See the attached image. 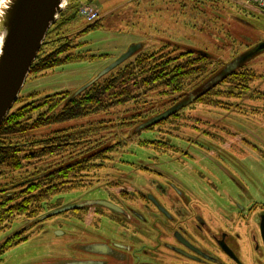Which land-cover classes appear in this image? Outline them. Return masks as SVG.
Returning <instances> with one entry per match:
<instances>
[{
    "label": "rangeland",
    "instance_id": "obj_1",
    "mask_svg": "<svg viewBox=\"0 0 264 264\" xmlns=\"http://www.w3.org/2000/svg\"><path fill=\"white\" fill-rule=\"evenodd\" d=\"M82 1L70 0L62 12L68 11L71 2L78 3V11ZM91 1L89 4L99 13V26L80 33L89 23L77 13V18L58 27L61 12L48 30L47 47L41 53L73 39L72 45L77 44V47L71 51L83 58L57 66L43 75L27 77L13 110L31 97L41 98L59 91L76 93L133 44H140L147 52L162 49L178 53L193 49L207 53L210 56L207 75L186 88L184 92L188 95L183 101L178 95H162V90L158 89L107 111L27 134L43 138L53 130L63 129L67 135L83 136L69 153L42 160L36 165L40 166L38 172L100 149L115 148L106 154L104 162H92L101 165L86 170L83 185L79 182L73 189L46 201L38 217L28 219L19 215L7 223L0 231V242L21 229H25L28 238L0 255V264H43L76 257L83 243L96 237L126 241L125 229L104 214L100 216L101 212L95 213L94 206L87 207L89 212L75 209L52 217L47 215L67 206L109 202V199L139 208L140 201L134 203L127 197L122 198L119 190L134 188L157 195L161 186L170 191L165 174L187 184L189 190L183 189L190 199L199 207H212L214 219L229 214V206L234 202L244 207L250 201L256 202L257 211L264 204V51L242 64L243 70L257 75L249 90L242 91L244 95L223 97L221 103L214 105L207 98L201 102L191 98L203 94L210 88L202 90L209 80L264 40V13L237 0ZM128 63L105 78L116 75ZM218 89L227 94L232 90L230 85H220ZM172 109H177L176 116H168L152 128H141L152 118ZM21 178V174L3 169L0 189L11 187ZM112 183L121 187L110 188ZM78 219L92 220L85 223ZM254 220L246 219L241 225L235 223L234 234L239 236L235 252L240 264H264V250ZM224 264L235 263L224 260Z\"/></svg>",
    "mask_w": 264,
    "mask_h": 264
},
{
    "label": "trees",
    "instance_id": "obj_2",
    "mask_svg": "<svg viewBox=\"0 0 264 264\" xmlns=\"http://www.w3.org/2000/svg\"><path fill=\"white\" fill-rule=\"evenodd\" d=\"M83 1L92 3L91 0ZM77 4L69 3L68 11L62 12L61 18L58 19V27L77 18ZM246 6L264 13L253 5ZM99 24V19L95 20L80 33L98 27ZM71 40L73 39L51 47L50 51L41 55L47 47V41L44 40L28 77L43 75L57 66L83 58L71 51L77 47V44L72 45L74 41ZM131 58L133 59L130 61ZM209 59L207 53L193 49H185L178 53L175 50L162 49L147 52L141 46L120 64L129 61L116 75L105 78L120 65L97 80L92 79L80 92L70 94L68 91H59L41 98L31 97L19 108L14 110L12 108L0 125V177L3 169H7L12 173L21 174L22 178L11 187L0 189V231L4 230L8 226L7 223L16 216L22 215L28 219L38 217L45 202L52 196L73 189L79 182L83 185L86 182L83 179L86 170L101 165L92 162H104L106 154L115 148L110 146L104 150L100 149L88 156L38 172L40 166H36L37 164L48 157L59 158L65 152L69 153L70 149L79 143L78 140L82 139V135H67L63 129L53 130L50 135L43 138H34L27 134L107 111L136 101L158 89L162 90V95H178L182 97L180 101H183V97L188 95V92H184L186 88L207 75ZM242 67L243 65H240L231 70L218 84L194 97V102H201L207 98L208 102L214 105L221 103L220 98H239L240 94L244 95L242 91L249 90L251 82L257 75L243 70ZM220 85H230L231 92L227 94L218 89ZM195 89H191L189 93ZM176 115L177 110L169 117ZM163 120L165 119L144 128L157 126ZM21 236L23 237L20 238ZM27 238L25 230L8 236L0 242V255Z\"/></svg>",
    "mask_w": 264,
    "mask_h": 264
},
{
    "label": "flooded vegetation",
    "instance_id": "obj_3",
    "mask_svg": "<svg viewBox=\"0 0 264 264\" xmlns=\"http://www.w3.org/2000/svg\"><path fill=\"white\" fill-rule=\"evenodd\" d=\"M165 179L172 189L168 191L160 186L157 195L134 188L119 190L122 198L127 197V200L134 203L140 201L142 204L138 206L139 208L111 199L107 202L118 209L86 204L79 208L86 212L87 207H96L93 210L95 213L101 212L100 216L104 214L125 229L126 241L96 237L95 240L83 243L79 256L57 261L90 264H224L226 260L240 264L235 252V248L239 247V241H236V237L239 236L235 237L234 229L236 222L241 225L246 219H255L256 230L264 250L260 229L261 222H264V204H261L257 211L256 202L250 201L247 207L234 202L229 206V214L214 219L212 207L207 205L199 207L196 201L190 199L184 191L189 190L187 184L184 185L181 180L170 174H165ZM117 187L121 186L117 183L110 186L113 189ZM168 192H171L170 197L167 196ZM104 209L106 213L103 212ZM255 211L257 212L254 213ZM235 212H239L240 215ZM250 212L254 215L248 216ZM47 217L52 216L48 214ZM78 220L88 223L92 219ZM23 230L25 229L15 231L13 234Z\"/></svg>",
    "mask_w": 264,
    "mask_h": 264
},
{
    "label": "water",
    "instance_id": "obj_4",
    "mask_svg": "<svg viewBox=\"0 0 264 264\" xmlns=\"http://www.w3.org/2000/svg\"><path fill=\"white\" fill-rule=\"evenodd\" d=\"M63 2L64 0H12L6 15L0 16V125L17 101L20 91L30 73V68L44 43L48 30L56 22L62 10ZM0 7H2V5H0ZM140 47V44L129 46L125 53L99 73L92 81L97 80L102 75L120 65ZM262 51H264V40L229 63L223 71L215 75L212 80H209L202 90L205 91L209 87L214 86L231 70L242 65ZM87 86L88 84L84 85L77 92H80ZM195 96L196 94L191 98ZM176 110L177 109H172L152 118L150 121L141 125V128L170 116ZM85 204L103 205L112 209H118L108 202L91 201L58 209L50 215L79 209L86 206ZM260 229L264 244L263 221L261 222ZM97 247L99 246H96V248ZM50 263L90 264L68 260H51L47 262V264Z\"/></svg>",
    "mask_w": 264,
    "mask_h": 264
},
{
    "label": "built area",
    "instance_id": "obj_5",
    "mask_svg": "<svg viewBox=\"0 0 264 264\" xmlns=\"http://www.w3.org/2000/svg\"><path fill=\"white\" fill-rule=\"evenodd\" d=\"M70 0H64L62 7L65 8ZM245 5H253L256 8L264 11V0H238ZM78 15L88 22L95 20L98 17V11L90 4H81L77 11Z\"/></svg>",
    "mask_w": 264,
    "mask_h": 264
},
{
    "label": "snow or ice",
    "instance_id": "obj_6",
    "mask_svg": "<svg viewBox=\"0 0 264 264\" xmlns=\"http://www.w3.org/2000/svg\"><path fill=\"white\" fill-rule=\"evenodd\" d=\"M12 0H0V16H4L7 13V9L10 7Z\"/></svg>",
    "mask_w": 264,
    "mask_h": 264
}]
</instances>
